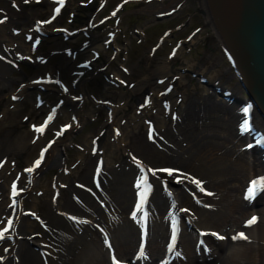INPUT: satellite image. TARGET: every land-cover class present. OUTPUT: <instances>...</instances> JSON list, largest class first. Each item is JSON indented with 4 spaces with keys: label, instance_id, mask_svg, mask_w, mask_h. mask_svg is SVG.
<instances>
[{
    "label": "bare ground",
    "instance_id": "obj_1",
    "mask_svg": "<svg viewBox=\"0 0 264 264\" xmlns=\"http://www.w3.org/2000/svg\"><path fill=\"white\" fill-rule=\"evenodd\" d=\"M165 1L145 0V11L172 13L182 2L170 0L164 7ZM199 1L206 15L205 0ZM27 3L41 7L45 1ZM205 18L213 30L209 17ZM1 27L0 23V92H4L15 84L11 78L14 66L7 60L10 55L18 57L15 52L23 47L13 45V38ZM214 34L218 38L215 31ZM162 69L156 67L153 72L160 74ZM81 82L79 76L70 84L30 79L21 88L54 87L59 98L65 96L66 101L73 102L77 99L66 96L69 85L76 87ZM134 84L151 87L142 104L151 109L154 101L170 95L167 89L174 83L157 77ZM177 86L183 83L178 82ZM234 94L239 95V90ZM197 95L190 96L178 113H171L172 104H166L165 118H159L158 113L143 135L123 130V123L119 122V127V119H113L112 134L117 145L136 150L139 157L113 167L109 160L116 150L105 144L102 154L96 152L90 160L92 175L67 172V178L54 182L55 194L49 191L50 184L45 180L38 181L37 191L33 187L37 185L36 174L46 164L58 168L64 163L63 145H42L44 155L31 159L26 167L29 181L23 183L19 174L9 173L12 150L3 151L1 142L0 153L4 157L0 158V245L7 247L0 254V264H112L111 256L125 264H264V203L256 211L255 201L249 205L253 196L250 191L264 188V164L256 152L248 150L250 142L240 128L238 105L225 102L215 92ZM100 101L107 103L112 114L125 107V101L118 96ZM4 116L3 123L10 128L14 117L9 112H4ZM253 120L256 129L264 134L262 122L255 114ZM63 129L68 133L73 126L67 121ZM147 142L153 147L151 154L139 148ZM20 150L22 146L16 148V152ZM96 173L98 178L94 181ZM162 176L176 182L177 187H170ZM194 181H199L204 191ZM31 193L38 199H29ZM146 194L148 219L144 228L136 208ZM167 195L170 199L165 198ZM27 198L28 204H24ZM31 217L36 218V226ZM254 217L256 222L249 226L248 221ZM187 223L192 228L187 229ZM212 233L224 239L218 240ZM240 233L247 239H240ZM143 237L146 247L137 259Z\"/></svg>",
    "mask_w": 264,
    "mask_h": 264
},
{
    "label": "rangeland",
    "instance_id": "obj_2",
    "mask_svg": "<svg viewBox=\"0 0 264 264\" xmlns=\"http://www.w3.org/2000/svg\"><path fill=\"white\" fill-rule=\"evenodd\" d=\"M28 1L0 0L1 28L13 38V45L23 47L15 52L18 57L10 55L7 60L14 66L11 78L15 84L0 92V143L4 144L3 151L12 150L7 156L9 173L19 174L23 183L29 181V173L24 171L33 157H40L42 145L52 142L63 145L61 154L64 163L58 168L46 164L40 169L35 176V191L38 181L45 180L52 192L54 182L59 178H67V172L91 176L90 160L94 153L102 154L105 144L116 150L115 156L109 160L113 167L127 163L135 156L139 157L136 150L122 149L117 145L112 134L113 119H119V127V122L123 123V130L143 135L149 122L158 117V113H161L159 118H165L166 104H172L171 113H178V108H182L190 96L213 92L210 86L200 82L202 77L209 85L242 93L221 41L210 28L199 0H181V7L171 17L158 21L155 20L157 14L145 11L148 8L143 3L145 0H62V5L55 3V0H44L41 7H32ZM169 1L166 0L163 6H167ZM35 27L43 29L48 37L37 36ZM196 28H200V31L189 42H185L186 36ZM59 31L67 37L74 36V39L64 41L59 36L51 37ZM106 33L117 34L113 44L117 51L114 61L111 60V49L106 50L101 43ZM166 33L170 36L165 38L163 45L156 52L149 53L157 38ZM179 41L182 44L180 48L177 47ZM80 44H88L89 49L76 60L71 58V53L65 54L70 47ZM92 49L100 52V60L104 65L99 63L92 66L89 54ZM175 49L177 51L173 53ZM78 64L84 68H77ZM85 67L93 68L88 71ZM97 67L105 68L103 75H96ZM156 67L163 68L160 74L153 72ZM181 70L184 73H179ZM78 73L82 74V82L76 87L69 85V95L66 94L77 99L73 102L66 101L65 96L59 98L53 91L54 87L21 88V84L30 79H61L70 84ZM157 77L174 83L168 89L170 95L154 101L151 109H145L142 104L145 95L151 92V87L139 88L134 82L141 79L155 80ZM115 79L133 84L130 87L125 84L119 86ZM178 82H182L183 86L178 87ZM114 96L125 101V107L116 114H112L106 102L103 105L99 102ZM4 112L14 117L10 128H6L3 123ZM45 120L50 122L49 128L37 132ZM67 121L73 129L62 133ZM19 146H22V150L16 152ZM139 148L151 154L153 147L147 142ZM3 157L4 153H0V158ZM47 160H50V154ZM162 178L170 187H177L173 180L165 176ZM4 194L7 198V192ZM12 197L8 200H12ZM28 197L38 199L34 193ZM165 198L170 199L168 195ZM29 199H25L24 204H28ZM262 200L256 201L253 211L258 210ZM25 213L30 214L27 210ZM34 221L36 218L31 217V222L36 226ZM186 227L190 229L192 225L187 223ZM6 247L0 245V254L5 252Z\"/></svg>",
    "mask_w": 264,
    "mask_h": 264
},
{
    "label": "water",
    "instance_id": "obj_3",
    "mask_svg": "<svg viewBox=\"0 0 264 264\" xmlns=\"http://www.w3.org/2000/svg\"><path fill=\"white\" fill-rule=\"evenodd\" d=\"M205 5L213 29L229 53L239 85L264 123V0H205ZM226 98L239 108L248 106L231 92ZM246 111L250 113L251 109ZM244 123L251 140L257 132L249 119ZM260 141L264 142V138ZM261 143L252 150L264 151V145L257 151Z\"/></svg>",
    "mask_w": 264,
    "mask_h": 264
},
{
    "label": "snow or ice",
    "instance_id": "obj_4",
    "mask_svg": "<svg viewBox=\"0 0 264 264\" xmlns=\"http://www.w3.org/2000/svg\"><path fill=\"white\" fill-rule=\"evenodd\" d=\"M0 22H3V21H0ZM36 163H37V166H39V161H37ZM168 174H169V175H172L173 173H172V171L169 170V171H168ZM194 182L197 184L198 187H200V190H201V191H204V189H203V187L201 186V184H200L199 181H194ZM137 187H140V185H137ZM254 191H255V187L253 188L252 191H250L249 195L251 196L252 194H254ZM207 194H208V195H211V193H207ZM255 222H256V218H255V217L248 221L249 225H251V224H253V223H255ZM212 235L217 236L218 239H221V240L224 239L223 236H219V235L216 234V233H212ZM2 238H3V233H0V239H2ZM239 238H240V239H247V237H246L243 233H240V234H239Z\"/></svg>",
    "mask_w": 264,
    "mask_h": 264
},
{
    "label": "flooded vegetation",
    "instance_id": "obj_5",
    "mask_svg": "<svg viewBox=\"0 0 264 264\" xmlns=\"http://www.w3.org/2000/svg\"><path fill=\"white\" fill-rule=\"evenodd\" d=\"M181 30V29H180ZM134 36L136 37V34H135V32H134ZM87 49H89V45L87 46V48L86 49H84V50H82V49H79L78 47H73V48H71L70 49V51H72L73 53H74V55H75V59H77L85 50H87ZM93 55H95L94 53H92ZM96 59V61H97V64H99V63H102V65L104 64L103 62H102V60H99L98 59V56H96L95 57ZM116 59V58H115ZM103 75V72H99V71H96V75Z\"/></svg>",
    "mask_w": 264,
    "mask_h": 264
}]
</instances>
